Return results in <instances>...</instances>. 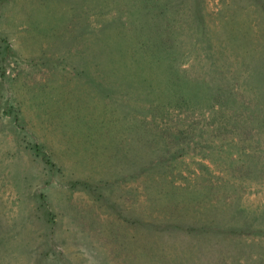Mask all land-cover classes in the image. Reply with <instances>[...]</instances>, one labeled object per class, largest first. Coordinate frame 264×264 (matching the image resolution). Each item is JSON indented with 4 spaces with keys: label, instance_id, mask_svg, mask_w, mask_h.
<instances>
[{
    "label": "rangeland",
    "instance_id": "obj_1",
    "mask_svg": "<svg viewBox=\"0 0 264 264\" xmlns=\"http://www.w3.org/2000/svg\"><path fill=\"white\" fill-rule=\"evenodd\" d=\"M0 264H264V0H0Z\"/></svg>",
    "mask_w": 264,
    "mask_h": 264
},
{
    "label": "trees",
    "instance_id": "obj_2",
    "mask_svg": "<svg viewBox=\"0 0 264 264\" xmlns=\"http://www.w3.org/2000/svg\"><path fill=\"white\" fill-rule=\"evenodd\" d=\"M204 227L203 226H201V224L200 225H198V226H195V228L193 227V229H203ZM210 228V227H209Z\"/></svg>",
    "mask_w": 264,
    "mask_h": 264
}]
</instances>
